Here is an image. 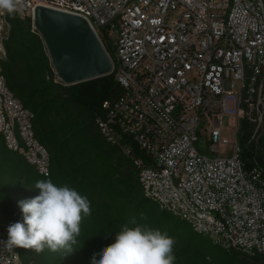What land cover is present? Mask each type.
Instances as JSON below:
<instances>
[{
  "label": "built area",
  "instance_id": "obj_1",
  "mask_svg": "<svg viewBox=\"0 0 264 264\" xmlns=\"http://www.w3.org/2000/svg\"><path fill=\"white\" fill-rule=\"evenodd\" d=\"M37 5L85 17L101 42L99 32L109 34L121 93L103 103L96 122L132 157L144 195L214 245L264 255V167L253 157L245 168L238 140L243 119L253 126L248 142L264 124V0H23L17 11L32 16ZM9 14L0 10V133L8 149L48 176L34 114L3 74ZM228 118L231 138L223 132ZM122 135L148 162L134 157ZM7 239L0 226V242ZM13 251L18 257L0 243V264H24Z\"/></svg>",
  "mask_w": 264,
  "mask_h": 264
},
{
  "label": "trees",
  "instance_id": "obj_2",
  "mask_svg": "<svg viewBox=\"0 0 264 264\" xmlns=\"http://www.w3.org/2000/svg\"><path fill=\"white\" fill-rule=\"evenodd\" d=\"M9 16L11 32L3 74L8 88L34 114V135L49 153L50 173L40 174L8 149L0 133V226L8 236L10 225L23 223L19 202L39 195L34 187L38 180L66 185L91 204V215L82 218L78 248L71 253L45 248L40 254L15 248L24 264H93V258L98 264L103 249L115 242L122 226L134 227L129 224L132 217L174 239V264H264L263 254L214 245L184 218L146 197L132 157L125 155L120 145L107 141L96 122L105 116L103 103L113 102L121 93L114 71L71 85L55 81L42 40L32 29L31 16L18 11ZM99 33L103 44H110L106 29ZM241 127L245 168L252 166L253 157L264 167V124L256 142H248L252 124L243 119ZM121 143L131 146L134 157L148 162V155L132 137L122 135ZM142 213L147 219H140Z\"/></svg>",
  "mask_w": 264,
  "mask_h": 264
},
{
  "label": "clouds",
  "instance_id": "obj_3",
  "mask_svg": "<svg viewBox=\"0 0 264 264\" xmlns=\"http://www.w3.org/2000/svg\"><path fill=\"white\" fill-rule=\"evenodd\" d=\"M22 4L23 0H0V10L13 13ZM34 187L39 195L19 202L23 223L8 227V239L0 242L4 252L17 256L13 250L22 248L40 254L47 248L53 253H71L80 244L82 218L91 215L90 201L66 185L58 187L50 179L38 180ZM140 219L147 217L142 213ZM129 224L134 227L122 226L115 242L103 249L98 264H174L173 238L159 229L138 224L135 217ZM93 264H97L95 258Z\"/></svg>",
  "mask_w": 264,
  "mask_h": 264
},
{
  "label": "water",
  "instance_id": "obj_4",
  "mask_svg": "<svg viewBox=\"0 0 264 264\" xmlns=\"http://www.w3.org/2000/svg\"><path fill=\"white\" fill-rule=\"evenodd\" d=\"M31 19L32 29L40 36L55 73V81L71 85L112 72V59L85 17L37 5Z\"/></svg>",
  "mask_w": 264,
  "mask_h": 264
},
{
  "label": "rangeland",
  "instance_id": "obj_5",
  "mask_svg": "<svg viewBox=\"0 0 264 264\" xmlns=\"http://www.w3.org/2000/svg\"><path fill=\"white\" fill-rule=\"evenodd\" d=\"M106 48H107L109 54L111 55V58L114 60L115 56H114V51H113L112 47L107 43ZM229 122H230V118L227 119V123L223 126V132L226 131L227 134L225 136L228 138H231L233 128L230 126ZM238 140H239V136H238Z\"/></svg>",
  "mask_w": 264,
  "mask_h": 264
}]
</instances>
